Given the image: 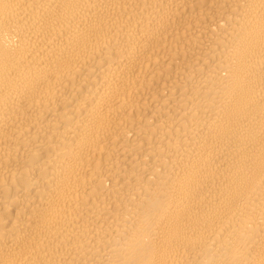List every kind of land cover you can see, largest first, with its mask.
Wrapping results in <instances>:
<instances>
[{"label":"bare ground","instance_id":"obj_1","mask_svg":"<svg viewBox=\"0 0 264 264\" xmlns=\"http://www.w3.org/2000/svg\"><path fill=\"white\" fill-rule=\"evenodd\" d=\"M0 264H264V0H0Z\"/></svg>","mask_w":264,"mask_h":264}]
</instances>
